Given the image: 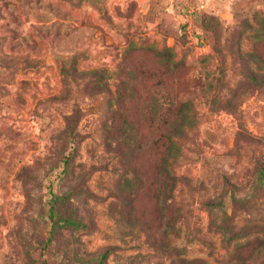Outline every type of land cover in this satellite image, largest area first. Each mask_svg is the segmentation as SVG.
Returning <instances> with one entry per match:
<instances>
[{
    "label": "rangeland",
    "instance_id": "obj_1",
    "mask_svg": "<svg viewBox=\"0 0 264 264\" xmlns=\"http://www.w3.org/2000/svg\"><path fill=\"white\" fill-rule=\"evenodd\" d=\"M258 163L264 0H0V264H264ZM71 188L86 227L48 244Z\"/></svg>",
    "mask_w": 264,
    "mask_h": 264
},
{
    "label": "trees",
    "instance_id": "obj_2",
    "mask_svg": "<svg viewBox=\"0 0 264 264\" xmlns=\"http://www.w3.org/2000/svg\"><path fill=\"white\" fill-rule=\"evenodd\" d=\"M259 38V37H256ZM158 56L165 57L167 61L172 60L173 62V53L170 50H166L162 53H157ZM248 62V61H246ZM73 70L78 72L74 67ZM65 74V73H64ZM79 75L82 79L85 80L86 84L94 90V93H102L108 92V84H107V77L104 74V69H92L85 72H80ZM252 75V74H251ZM67 75H64L66 77ZM118 101L119 97L117 98ZM183 112V111H181ZM179 113V116L182 113ZM185 119L186 117L183 116ZM74 118L68 117L66 118L68 129L67 134H71L73 131L71 126L73 124ZM69 130H71L69 132ZM184 129L183 126L177 125L174 126L167 136V144L165 146V155L162 157L161 166L164 167L166 170V166L173 164L175 159L180 154V147L177 142L178 138H181L183 135ZM64 169L60 173V180H64L68 174V167L70 166L67 159H65ZM170 160V161H169ZM166 175H163L160 171H157L158 177L163 176V181L166 180L167 187H170L173 190L177 182V177L174 173H171L168 169L166 170ZM161 182V181H160ZM159 182V183H160ZM158 184V183H157ZM159 186V185H158ZM251 192L248 194L250 197L255 196L258 192H262L264 190V163H258L256 170H255V180L250 187ZM75 188H71L70 190L63 191L61 193H54L52 189L49 190L50 197L48 199L47 205V216L50 222V229H49V236L47 242H51V235L57 233L59 229H66V230H77L80 228H85V223L79 217L78 210L73 203V200L76 198ZM240 203H247L249 200H245V198H237L236 199ZM254 240L256 241L255 247H253V251H264V237H260L259 235H255ZM105 258V253L102 254L101 259L98 264L103 263V259ZM77 259V258H76ZM75 264H79L80 261L76 260Z\"/></svg>",
    "mask_w": 264,
    "mask_h": 264
}]
</instances>
